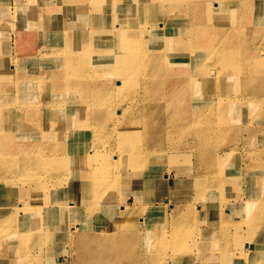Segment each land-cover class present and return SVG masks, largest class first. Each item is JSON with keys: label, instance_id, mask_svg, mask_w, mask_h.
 Returning <instances> with one entry per match:
<instances>
[{"label": "bare ground", "instance_id": "bare-ground-1", "mask_svg": "<svg viewBox=\"0 0 264 264\" xmlns=\"http://www.w3.org/2000/svg\"><path fill=\"white\" fill-rule=\"evenodd\" d=\"M216 1L218 2L212 4L211 0H64L65 3L71 4L70 7H66L69 13L92 15L93 17L98 15L96 21L88 28L90 31L97 32L89 34L91 35L89 43H95L96 48L85 45L76 46L71 38L60 36L50 50L40 49L47 54V57H44L45 64L39 70H33V73L31 69L27 70L19 80L14 76L17 65L14 64L12 56L9 57L11 65L0 59V264H37L41 255L50 246H47V239L52 235L49 229L59 228L53 224L56 221L62 222V230L57 231L58 237L64 238L71 247L84 244L87 233L95 230V233H98L94 238L95 243L106 245L100 252L103 254L102 259L107 258L108 247L116 246L119 242L132 245V247L136 242L139 244L141 230L138 228L145 221L135 225L133 223V226H138V230L132 231L135 233L132 235L131 228L121 231L120 223L119 229L114 224H106L108 220L105 219L107 214H105V208L110 204L98 197L106 187L102 192V189L97 188L90 190V183L99 177L94 175V172H82L74 178L72 172L78 165H89L92 168L94 163L97 165L98 159L105 156L103 153L105 146L112 144V141H108V134L113 128L109 122L113 120L112 116H115L116 110L119 109L124 113L129 111L131 122L125 126H118L117 133H114L116 136L118 134L119 147H132L133 153L131 157L124 156V153L118 149L119 155H123L121 158L114 156V159H119L120 164L136 168L137 164L142 163L140 166L145 169V162L150 157L143 156L142 153L150 148L152 142V139L150 143L146 142V139L150 137H144L143 140L141 137L147 124L151 123L154 126L151 129L152 132L149 133L152 136L157 135L156 133L165 126L163 125L165 118L169 117L171 118L169 125L183 130L191 123L182 117V109L185 105L190 108L203 103L204 99L209 98V96L206 97L209 92H212L211 89L205 87L206 90L201 94L198 83L208 81L214 86L213 88L217 87L222 95L221 83H225L228 79L235 81L237 76L240 77L241 83L240 92L234 89L240 94L238 97H229L228 94L225 98L232 100L227 99L226 103L221 100L217 101L215 103L218 104L211 107L210 112L207 110L200 114L195 113L198 116L192 120L194 122L203 120L207 123L210 117L212 118L218 111L225 113L231 120H228V123H231L220 133L228 134L227 137L216 135L217 130L214 129H204L205 132L202 135L201 129L194 128L193 139L196 143L193 145L197 148H212L216 146V141L228 140L230 132L237 133L245 129L248 131L243 141L250 142L247 151L244 150L245 154L248 152L249 157L245 158L239 152L237 154L233 146L237 147L238 143L233 141L228 146L230 152L225 153L218 162L221 167H228L224 169L225 174L226 171H231L230 167L234 173H238L233 183L242 178L246 180V184L250 183L249 186H252L250 193L252 200H241L242 204L249 205L247 215L251 217V221L247 223V229L239 233L233 230L237 223L232 220H224L210 227L209 238L217 236L216 244L213 246L212 241L208 242L203 256L197 252V255L189 257L193 261L194 259L200 261V264H208L214 259L220 260L221 264H231L236 258L246 256L249 258V264H264V248L260 247L262 244L259 242L255 245L249 242L252 241L249 237L255 232L257 225L264 222V0ZM76 2L80 6L72 8ZM108 2L111 5L110 11L114 14L112 16H109L110 12L106 9L105 4ZM32 3V1H25V4L32 5ZM118 3L119 5L123 3L131 13V18L134 17L131 21L132 25L128 23L123 25L115 21L114 17H118L115 11L121 7H116ZM37 4L35 2L33 5ZM161 5L165 7L164 16L161 13L155 14L152 17L153 23L149 22V28L140 23L139 18L145 13L150 16L152 12H161ZM177 7L179 9H175ZM173 11H183V14L175 15ZM4 14L6 16V13ZM172 17L176 18L169 21V26L178 25V27L167 32L161 44L162 20L172 19ZM99 18H101V23ZM243 18L245 23L241 24ZM0 20V25L4 24V29L0 30L1 45L9 41V37L3 38L2 34L5 28H11L13 23L10 19L3 21L0 18ZM32 20L34 21L31 25L33 27L36 25V19ZM159 21L162 22L157 25L156 22ZM60 23L59 19H54L46 29L50 27L60 32ZM109 23H111L110 26ZM158 37L160 39H157ZM169 41L172 44L168 46ZM109 45L111 50L108 51ZM81 48L85 50L82 51ZM90 58H101L103 62L94 63L93 65H97L94 69L91 66L92 63L89 62ZM41 90H52L55 96L52 94L42 97ZM147 91L153 92V96L149 99L143 97V93ZM2 93L9 94L3 95ZM161 99L164 103L161 104L163 107L160 109L158 105ZM247 101L250 120L247 121L246 127L243 124L245 112H241L243 118L236 121L235 110L239 103L245 105ZM152 104L154 108L156 107L155 109L160 110L145 116L144 105ZM220 123L219 126L222 125ZM116 129L113 130L116 131ZM136 139L142 140L141 149L140 147L134 149L131 145V140ZM75 140L83 150L81 147L79 150H74L71 158L67 159L66 147H72ZM232 140H234L233 137ZM19 143L22 146L17 145ZM189 146L191 145L180 143L172 149L186 150ZM87 148H92L93 153L87 154L85 150ZM201 156L206 157L203 153ZM235 160H238L239 164L234 163ZM186 164L191 165L188 160H183L179 164L180 169L177 175L182 174L188 179L191 167ZM197 165L198 162L195 161V167H192V170L196 172L198 171L196 168H200V177H206L208 174L205 171L207 170ZM123 177L129 178L126 175ZM83 178L86 180H82ZM166 178L168 176L162 179V185H154L152 188L155 193L153 195L157 198L149 199L145 203V209L149 212L159 206L162 212L157 215L161 216V219L170 213L161 206V200L164 197L167 199V203H163L164 206L170 203L177 204L179 211L176 212L174 218L184 214L183 220L186 221L190 220V214L200 213V211L195 212V208L198 207H195V203L205 206L204 213L217 212L219 219L226 217L223 209L227 205L229 208L237 209L241 204L233 200L231 205L229 200L225 202L222 193L219 195L217 192L222 187L225 175L219 177L217 184L215 183L218 200L217 205L213 206L208 205L209 202L203 195L192 198L190 203H187L183 195L177 198L179 200L169 197L168 189L175 186V183L174 185L173 183L168 184ZM180 178L176 177L175 182ZM74 181L79 183L64 195L63 192L71 187ZM87 186L89 190L83 194ZM91 188H93L92 185ZM49 191L53 193L57 191L56 195L61 194L52 198L54 212H49V207H47L49 200L43 197ZM91 196L100 199L95 200L94 203L90 200L94 205L90 202L91 205H89L87 200ZM132 197L131 206L126 202L120 205L121 210L117 214L119 220L139 210L141 206L139 198L135 195ZM95 212L98 213V224L94 226V230L88 232L89 221L85 219ZM76 214L80 216V222L71 223V216L75 217ZM240 219L244 220V218ZM173 227L171 235L178 237L183 232L179 229L182 226L176 222ZM197 231L201 235L199 230L195 232ZM146 235H149V231ZM59 240L52 241V245L53 243L59 244ZM153 242L152 252L144 255L137 252L134 264H169L165 262L169 258L173 261L189 258L185 256L175 258L171 255L162 257L160 251L164 249L162 245L165 242L163 244L160 241ZM166 244L167 242L164 245ZM241 244L244 245V249L239 247ZM220 245L224 247L221 248ZM23 252L26 253L25 256L21 254ZM71 253H73L72 249ZM71 253L72 262L70 264H80V258ZM202 259L206 263H202ZM38 263L40 264V261Z\"/></svg>", "mask_w": 264, "mask_h": 264}, {"label": "rangeland", "instance_id": "rangeland-1", "mask_svg": "<svg viewBox=\"0 0 264 264\" xmlns=\"http://www.w3.org/2000/svg\"><path fill=\"white\" fill-rule=\"evenodd\" d=\"M12 1H14V2H12ZM61 1H62V3H61L62 5L59 8L54 7V8H50V10H48L50 12L48 17L51 21H53L54 19L60 20L61 30H60V32L58 30H53L51 32L44 31L42 34V38H41L40 48L50 50L53 47V45H55L57 43V40L60 36H61V38L62 37H67L68 39L71 38L74 41L76 46L85 45V46H89L92 48H96L97 45L95 43H92V44L89 43V38L91 36L89 34L90 33L95 34L97 32L96 31H90V30H88V28L91 24H93L96 21V18L98 15L93 17L92 15L88 16V15H81V14H77V13H69L67 11L66 7H70L71 4L65 3L64 0H61ZM107 1H110V0H107ZM105 5L107 6L106 9H108L110 12L109 16L114 15V14H112V11H110L111 5L109 4V2ZM41 6L42 5L40 3H38L35 6L30 5V4H25L24 0H0V16H1L0 18H2L3 21L10 19L13 23L11 25V28H5V30L3 31L4 33L2 34V37L3 38L5 36L9 37V41L6 44H1L3 46V49H4L2 52V56L4 55V58L0 57V59L3 60L4 63L9 62L8 64L11 65V61H10L9 57L12 56V58L14 60V64L17 65V67H15V69H16L15 74L16 75H14V76L18 80L21 79L23 77L24 73L27 71V69H25L26 61L27 62L29 61L28 62L29 65L31 64L30 69L32 70L31 71L32 73H33V70H39L46 62L44 57H47V54L45 52L38 50L37 51L38 54L37 55L35 54L36 53V50H35L36 46L35 45L37 44V42H39V40L37 39V36H36L37 34H35L36 31L33 30L30 33L27 32V28L30 29L32 27L31 25L34 24V21L32 19H34L35 17H30V16H32L33 13L36 11H41L43 9V8H41ZM76 6H80L78 2H76L72 6V8H75ZM119 6H121V7H119ZM116 7H119V10L115 11L117 16H118V17H114L115 21H119L123 25H125L127 23L129 25H132L131 21L133 20L134 17L131 18V13L127 10V8H125L126 6L123 3L120 5L118 3L116 5ZM160 7H161V10H160L161 12H152V13H150V16H147V13H145L143 17L139 18L140 23L143 24L144 26L147 25L146 28H149V25H150L149 22L153 23L154 20L152 17L155 16V14L161 13L164 16L163 10L165 7L162 5ZM175 9H179V7L175 8ZM59 12H61L62 15H59L60 14ZM4 13H6V16ZM173 13L175 15H178L180 13L183 14V11H173ZM3 14H4L5 20L3 19V16H2ZM67 18H69L70 20H67ZM101 18H102V15H101ZM101 18H99L100 23H101ZM175 18L176 17H172V19L168 18L165 21L162 20L163 22L162 21L156 22L157 25L160 24V22H162V25H163V27L159 26L160 31H162V38L161 39H160V37L157 38V39H160L161 44H163V42H164L163 36L166 37L167 32L178 27V25L169 26V23H170L169 21H173ZM26 19L29 20L28 24H27ZM103 21H104V19L102 18V22ZM35 24H36V28H37L38 24L37 23H35ZM49 24H51V22H49ZM110 25H111V23H109V26ZM6 27H8V26H6ZM1 29H4L3 23L0 25V30ZM70 33L74 37L69 36ZM124 38L129 39L128 37H124ZM171 44H172L171 41H169L168 46ZM85 46H82V47H85ZM33 48H35V49H33ZM81 49H82V51L85 50L84 48H81ZM109 50H111L110 45H109L108 51ZM10 53H14V55H11ZM9 54H10V56H9ZM114 55H117V54H114ZM18 56H20V57H18ZM30 60H33V61H30ZM89 62L92 63L91 66H92V68L95 69V67H97V65H93V64L94 63H101V62H103V59H101V58H99V59L98 58H90ZM134 64H136V63L134 62ZM49 70H48V72H49ZM239 78L240 77L237 76L235 78V81H234V79L233 80L228 79L227 81H225V83H221L222 95L218 92L217 87L213 88L214 86H212V84L209 83L208 81H203L201 83H198L199 85L198 84L197 85L200 89L201 94H203L204 91L206 90L205 87L208 88L209 90L211 89L212 92H209V95L206 96V97L209 96V98L204 99L203 103H200L196 106L193 105L194 107L191 106L190 108H189V106L185 105L184 109H182V111H183L182 117L186 121H188V122L190 121L191 123H189L188 126L184 127L183 130L176 128V127H172L171 125H169L171 118L170 117L165 118V120L163 121V125L165 124V126L162 127L159 130V132L156 133L157 134L156 135L157 137H156L155 135H153V136L149 135V133L152 132L151 129H153L154 126L151 123L147 124L148 130H149V128H150V130L148 131L147 128H144L143 132L141 133V137H142V140L144 137L145 138L150 137V138H148L149 141L146 139V142L147 143H150L151 141L152 142L150 143V148L142 153L143 156H146L148 158L150 157V159L147 162H145V166H146L145 169L141 168L140 165H142V163L137 164L139 167L137 166V168H136L133 166L130 167V165L127 166V164H123V163L120 164L119 159H114L115 158L114 156H117V157L119 156V158H121V156L123 155V154L119 155L118 149L124 153V156L127 155V156L131 157V154L133 153L132 147H125V146L119 147L118 134L116 136V133L119 129L118 126H120V125L125 126L127 124H130V122H131V120H130L131 117H129L130 113H129V111L124 113V111H122L121 109L116 110L117 113L115 112V116H112V119L115 121L111 120L109 122L110 125L113 126V128L111 129L109 127V129H111V130L108 134V141H112V144H109L108 147L105 146V148H104L105 151L103 152L105 154V156L103 158H101L100 160L98 159V161H96L97 165L94 163L92 168H91V166L89 167V165H85V166L84 165H82V166L78 165V167L76 169H74V171L72 172V175H74V178H75V177H78L79 174L82 172H87V173H91V172L93 173L94 172L93 174L97 175V177H99L100 179L99 178L94 179V181H92L90 183L89 189L90 190L96 189V188L102 189L101 190V192H102L104 190V187H106L105 190L101 193V196H100V194L98 195V197H101L102 201L104 200L105 202H108L110 204V206H107V208H105V214L107 213L105 219L108 220L107 221L108 223H106V224H109V223L114 224L119 229V223H120V230L126 231L129 228H131V235L135 234V233H132V231L135 232L138 229L141 230L140 242H139V244H137V242L134 243L133 244L134 247H132V245H127V244L121 243V242H119V244H117L116 246H110V247H108L107 258L102 259L103 254L100 252L103 250L102 247H104L106 245H104V243H102L101 245L98 243H95L94 238L97 237L98 233H95V230L93 228L95 225L98 224L97 222L99 220L98 219V213L95 212V213H92L88 219H85L86 221L87 220L89 221L88 226L90 227V229L88 232H91L92 230H94V231H92L91 233H87V235L85 236L86 241L84 244L74 245L72 247L69 246V244H67L65 242L66 240L64 238L58 237L57 231L62 230V222L60 223L59 221H56L55 223H53L54 225H56L59 228H50L49 229L52 231V235H50V238L47 239V241H48L47 246H49V245L50 246L42 254L43 256L41 255V259L39 260L40 264H59V260H60V264H70L72 262V259L70 257L71 256L70 255L71 249L73 250V253H71V254L77 258L78 257L80 258V261H79L80 264H134V262H135L134 258L136 257V255H138L137 252H140L143 255L146 253L152 252L151 247L154 245L153 241H156L155 243L160 241V243H162V244L164 242L165 243L167 242L166 245H164L165 243L163 244L165 247L162 245V248H164L163 250L160 251L162 257H167V256L171 255V256H174L175 258L176 257L182 258L184 256L185 257L195 256V255H197V252H200L201 256H203L205 253V250H206L205 249L206 244L208 242L212 241L213 246H214L216 244V242L218 241V240H216L217 236L209 238L210 227L216 226L217 224H219L220 222H222L224 220H232L235 223H237L235 225L236 228L233 229V230H236V232L239 233L240 231L247 229L246 225H247V223H249L251 221V217L247 215L248 214L247 210L249 209V207H248L249 205H247L245 203L242 204L241 200H245V201L246 200H250V201L252 200L251 195H250L252 186H249L250 183H247L248 184L247 185L246 180H244L242 178L241 179L238 178L239 180L236 181L235 183H233L232 181L235 179V177H237L238 173H234L232 170V167H230L231 171L230 172L226 171V174H225L224 169H226L228 167H223V166L221 167L219 165L218 160L220 158H223L225 153L230 152L229 151L230 147H228V146H230L231 143H233V141L235 143H238L237 145L240 146V148H238V146L237 147L233 146V148H235V152L237 154L239 152L240 155L242 154L241 156L248 158L249 154H248V152L245 154V152L247 151V148H248V145L250 142L249 141L248 142L243 141V137L247 136L248 131L245 129L244 131L240 130L237 133L236 132L235 133L230 132L231 135L229 134L228 140H226V139H225L226 141H222V140L219 141L218 140L215 143L216 146L212 147V148L211 147H209L207 149H205V147L197 148V147H194V145H193L196 143V142H194V139H193V135L195 134L194 128L201 129L202 135L205 132L204 129H206V130L214 129V130H217L216 135L221 136V137L222 136L227 137L228 134L222 135V133H220V131L223 130L225 127H229V125L231 123V122L228 123V120H230V118H229V116H226L225 113L222 114V113H219V111H218V113H215V115H213L212 118L210 117V120L207 123H204L203 120H201L200 122H194L192 120L197 118L198 115H196V114H198V113L200 114L201 112H204L207 110H208L207 112H210L211 111L210 108L213 107L214 105L218 104L215 102L221 100V102L226 103V102H228L227 99L232 100L231 98L230 99L225 98V96H227L228 94H229V97H233V96L238 97L240 94L236 93V91L234 89H236L238 92L241 91V85H240L241 83H240ZM119 80H121V79L119 78ZM41 91H42V93H41L42 97L51 96L53 94L52 90H41ZM213 91H214V94H213ZM55 93H57L56 90H55ZM2 94L7 95L9 93H2ZM53 96H55V94H53ZM152 96H153V92L147 91V92L143 93V97L145 99H149V97H152ZM18 101H20V100H18ZM160 101H161V103L158 106L161 109L163 107L161 104L164 103V100L161 99ZM237 101H239V100H237ZM189 103H190V101H189ZM183 104H184V102H183ZM247 104H248V101L245 105H243V104L241 105L239 103L236 107V110H235L236 121L241 120L243 118L241 112H245V114H244L245 118H244L243 124H245L246 127H247V121L250 120V118L248 116L249 106H247ZM257 104H258V102H257ZM144 107L146 109V110L144 109L145 110L144 111L145 116H147L149 113L152 115L153 111L154 112L156 111V113H157L160 110L158 108L155 109L156 107L154 108L153 104L152 105H144ZM148 107H150V108L147 109ZM192 114H194L195 116ZM220 120H222V123H220ZM118 123H119V125H118ZM212 123L214 125H212ZM219 123L222 125L219 126ZM190 124H192V125H190ZM113 129H116V131H114ZM114 132H116V133H114ZM186 132H188V133H186ZM136 133H134V134H136ZM111 134H112V136H111ZM183 134H184V136H183ZM188 137L190 140L188 139ZM232 137L234 138V140H232ZM166 138H167V140H166ZM142 140L141 139L131 140V145H133L134 149L139 148V147L141 149ZM180 143L188 144L191 146H189V149H186V150H178L177 148L172 149V147H174L175 145H179ZM80 147L81 146H79V143L76 140H75L74 145L72 147H69V148L66 147L65 153H66L67 159L71 158V156L73 155V151L79 150ZM203 149H205V150L203 151ZM81 150H83L82 147H81ZM85 150H86L87 154H89V155L92 154L94 151L92 148H87ZM244 150H245V152H244ZM156 151H161V152L157 153ZM154 153H156V154H154ZM201 153H203V155L205 154L206 157L203 158L201 156ZM107 154H109V155H107ZM199 156H200V158H199ZM173 158H175V160ZM126 159H128V158H126ZM153 160H154V162H153ZM181 160L182 161L188 160L189 164H191V165L186 164L189 167H191V174L188 176V179H186L187 177L183 176L182 174H180V176L177 175L178 171H179L178 169H180L179 164H181V162H182ZM195 161L198 162L197 166H202V167H204L203 168L204 170H207V171H205L208 174L206 177H200V168H196L198 170L196 172L194 170H192V167H195ZM202 162H205V164H202ZM236 162H237V164H239L238 160L237 161L235 160L234 163H236ZM81 164H84V163H81ZM124 175L128 176L129 178H127V179L124 178L123 177ZM133 175H135V177ZM213 175H214V177H213ZM224 175H225V178H224V180H222V187H221L222 191L220 189L219 190L220 192L219 191H217V192L219 193V195H220V193H222L223 194L222 197H223V199H225V202L226 201L228 202V200H229L231 205L233 204V202H232L233 200L235 203L241 202L239 208H237V209L229 208L227 205L226 208L223 209L224 214L226 216L225 218L219 219L217 212L214 214H209L207 212L204 213L205 206L201 205L199 203L198 204L195 203V207L198 206L195 208L196 209L195 212L198 213L200 211V213L197 215H194V214L189 215L188 214L189 219H190L189 221L183 220L184 214L179 215V216L174 218L176 212L179 211L177 208V204L170 203V204H167L166 206H164L163 203H165V204L167 203L166 202L167 199L165 197L161 200V206L165 207L166 208L165 210H167V212H170V213H169V215H166L164 219H161V216L157 215L158 213L162 212V210H160L159 206H156L152 212H149L145 209L146 208V205H145L146 201L149 199L153 200L156 197L153 195V194H155L154 191H152L153 186L154 185H162V179L165 178L166 176H168V178H166L168 184L173 183L172 185H174V183H175V186H173L171 188L169 187V189H168V196L169 197L171 196V197L176 198V200H179L177 198L179 196L181 197V195H183L182 197H185L187 199V201H188L187 203H190L192 201V198L195 199L196 197H199V195L200 196L203 195V196H205V198L209 202L208 203L209 206L217 205L216 203L218 200V195L216 194L215 187H217V186L215 185V183L217 184L219 177H221V176L223 177ZM230 176H231V178H230ZM176 177H181V178L179 181L175 182ZM138 178H140V179H138ZM84 179L85 178H83L82 180H84ZM202 179H204V180H202ZM185 181L186 182L188 181V183L186 184ZM210 181L212 183H210ZM167 182H166V185H167ZM78 183L79 182L74 181V183L71 185V187L67 188L63 192L64 195H66L68 193L69 189H70V191L73 190L72 189L73 186H76ZM201 183H203V184H201ZM100 184H102V185L99 186ZM91 185L93 188H91ZM88 187L89 186L84 188L83 194H85V192H87L89 190ZM55 192L56 193L49 191L43 195V197H46L49 200V202L47 203V207H49V210H50L49 212L55 211V209L52 210V205H53L52 198H54L55 196L57 197V196L61 195V194L56 195L58 192L57 191H55ZM90 194H91V192H90ZM133 194L135 196H137L139 198L138 201L141 202V204H140L141 206H140L139 210L137 211V213H134L128 217H125V218L119 220V218H117L118 217L117 214H119V211L121 210L120 205L122 204V202H126L127 205L131 206L133 204V197H132V196H134ZM102 195H104V196H102ZM91 197H93V196H91ZM91 197L88 198L87 203H89V202L91 203V201H93V203H94L95 200L100 199V198H95V197L91 198ZM50 199H51V201H50ZM163 200H165V201H163ZM90 203H89V205L93 204V203H91V204ZM142 204H143V206H142ZM167 216H169V218ZM239 217L244 218V220L240 219ZM79 220H81V218H80V216L78 217V214H76L75 217L71 216V219H70L71 223H73V222L79 223L80 222ZM147 220H149V221L147 222ZM65 221L69 222L68 219H65ZM142 221H145V222L142 223L143 225L140 226L139 228H138V226H133V223L135 225L137 223H141ZM176 222L178 223V225L182 226L179 229H181V231H183L180 233L181 235L179 234L180 236L178 235V237L171 235L173 233L172 232V230L174 228L173 225L176 224ZM51 227H52V225H51ZM134 227H136V229H134ZM196 230H199L201 232V235H199L198 231L195 232ZM147 231H149V235H146ZM193 233H195V234L193 235ZM259 234H261V235H259ZM168 235H169V237H168ZM263 235H264V222L259 223L257 225L255 232L251 234V237H249L250 240H252V241H249V242H251L252 244L255 243V245H257L260 242L262 244L260 247L264 248V240H263L264 237H263ZM170 238H171V240H170ZM238 238H239V236H238ZM49 240H50V242H49ZM54 240H56V242H57V240H59V244L55 245L53 243V245H52V241H54ZM161 240H163V241L165 240V241L162 242ZM169 247L171 250L169 249ZM220 247L223 248L224 246L220 245ZM239 247L241 249L242 248L244 249L243 244H241V246H239ZM21 254L23 256L26 255L25 252H23ZM122 258H125V259H122ZM144 259L146 260V258H144ZM162 259L164 260V258H162ZM166 261L169 264H196V263L200 264L201 263L200 261L198 262L196 259H194V261L191 260L190 257L186 258V259L185 258L176 259L174 261L169 258L168 260H165V262ZM38 262H37V264H39ZM202 263H206V262L202 259ZM208 264H221V263H220V260L214 259V260L210 261ZM231 264H249V258L246 256L239 257V258H236L235 260H233L231 262Z\"/></svg>", "mask_w": 264, "mask_h": 264}, {"label": "crops", "instance_id": "crops-1", "mask_svg": "<svg viewBox=\"0 0 264 264\" xmlns=\"http://www.w3.org/2000/svg\"><path fill=\"white\" fill-rule=\"evenodd\" d=\"M24 1H32L33 3H32V5L35 3V2H37V3H40L42 6H41V8H43L41 11H36V12H34L33 13V15L32 16H30V17H35V19H36V23L38 24V27L36 28V25L35 26H33V27H31L30 29L29 28H27V32L28 33H30L31 31H33V30H35L36 31V33L35 34H37L36 36H37V39L39 40V42H37V44L35 45L36 46V55L38 54V50H40L41 48H40V46H41V38H42V34H43V32L44 31H46V32H51V31H53V29L52 28H50V27H48L47 29H46V27H47V25H49V22H51L52 23V21L49 19V14H50V12L48 11V10H50V8H59L62 4V1L61 0H24ZM12 2H14V1H12ZM211 2H212V4H214V3H216V2H218V1H216V0H211ZM60 14L59 15H62L61 14V12H59ZM45 20V21H44ZM67 20H70L69 18H67ZM26 21H27V24H28V22H29V20L28 19H26ZM245 23V21H244V18H243V20L241 21V24H244ZM36 28V29H35ZM1 35V34H0ZM69 36H71V37H74L71 33H70V35ZM3 46L2 45H0V57H3L4 58V55L2 56V52H3ZM11 55H14V53H10ZM10 54H9V56H10ZM18 57H20V56H18ZM9 63V62H8ZM25 69H27L28 71H29V69H30V65L28 64V62L26 61V65H25ZM43 126V125H42ZM43 129V128H42ZM43 131H44V129H43ZM49 142H51L50 140H48ZM48 141H46V144H48ZM17 145H19V146H22V144L21 143H19V144H17ZM59 264H60V260H59Z\"/></svg>", "mask_w": 264, "mask_h": 264}]
</instances>
